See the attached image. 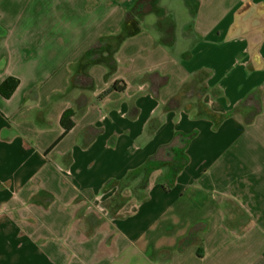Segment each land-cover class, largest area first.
Segmentation results:
<instances>
[{
	"label": "crops",
	"instance_id": "obj_1",
	"mask_svg": "<svg viewBox=\"0 0 264 264\" xmlns=\"http://www.w3.org/2000/svg\"><path fill=\"white\" fill-rule=\"evenodd\" d=\"M9 78L0 264H264V0H0Z\"/></svg>",
	"mask_w": 264,
	"mask_h": 264
},
{
	"label": "trees",
	"instance_id": "obj_2",
	"mask_svg": "<svg viewBox=\"0 0 264 264\" xmlns=\"http://www.w3.org/2000/svg\"><path fill=\"white\" fill-rule=\"evenodd\" d=\"M19 83L20 82L17 79H13V78L7 79L0 86V95L5 99H9L13 95L15 90L18 88ZM113 89L119 90L117 86H115ZM120 91H124V87H122ZM73 117H74V113L72 111H67L63 114L61 123L65 132H69L70 130L73 129L74 127V123L72 121ZM226 226H228L227 223Z\"/></svg>",
	"mask_w": 264,
	"mask_h": 264
}]
</instances>
